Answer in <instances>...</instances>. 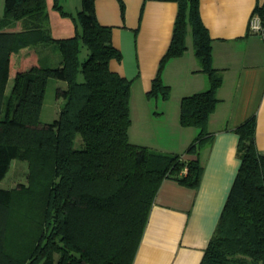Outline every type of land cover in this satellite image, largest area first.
Here are the masks:
<instances>
[{"label": "trees", "instance_id": "1", "mask_svg": "<svg viewBox=\"0 0 264 264\" xmlns=\"http://www.w3.org/2000/svg\"><path fill=\"white\" fill-rule=\"evenodd\" d=\"M95 1L82 0L73 16L54 0V7L71 15L77 26L74 36L55 39L46 0H5L0 14V182L16 158L28 161V173L27 183L0 187V264H133L164 180L200 186V152L212 137L208 124L224 80L213 64L200 0H175L172 39L146 94L150 100L170 99L172 88L163 71L188 50L191 32L209 87L180 101V125L198 130L186 150L189 159L130 141L132 80L110 67L122 52L113 43V27L98 20ZM118 1L124 18L125 3ZM254 13L264 33V0H258ZM18 21L21 30H6ZM47 42L61 54L60 65L39 61L18 72L6 94L12 54ZM83 46L88 56L82 62ZM51 79L67 82L56 89L64 102L59 118L41 126ZM256 126L253 115L234 129L241 164L200 264H264V155L257 147Z\"/></svg>", "mask_w": 264, "mask_h": 264}, {"label": "crops", "instance_id": "2", "mask_svg": "<svg viewBox=\"0 0 264 264\" xmlns=\"http://www.w3.org/2000/svg\"><path fill=\"white\" fill-rule=\"evenodd\" d=\"M46 1L53 38L74 36V18L62 15L54 0ZM123 1L124 18L118 0H96L95 7L100 23L113 27V43L122 52L121 60H111V69L132 80L130 141L189 159L192 156L186 150L198 130L180 125V101L206 90L209 82L188 39L185 54L169 60L163 71L165 83L172 88L170 99L150 100L146 96L170 45L178 3ZM257 2L200 0L201 18L212 37L213 64L224 78L217 92L220 101L208 124L212 137L200 152L204 173L198 188L164 180L133 264H200L241 164L239 135L234 129L253 115L257 147L264 155V33L250 30ZM4 4L5 0H0V14ZM60 4L74 16L81 10L82 0H60ZM22 26L18 21L6 30H21ZM55 48L53 42H47L13 53L6 94L18 72L39 61L59 66ZM55 85L64 89L67 82L57 80Z\"/></svg>", "mask_w": 264, "mask_h": 264}, {"label": "rangeland", "instance_id": "3", "mask_svg": "<svg viewBox=\"0 0 264 264\" xmlns=\"http://www.w3.org/2000/svg\"><path fill=\"white\" fill-rule=\"evenodd\" d=\"M82 8V7H81ZM190 47L193 49V39L191 32H189L187 37ZM57 54H59L60 61H61V54L59 53L58 49L55 48ZM56 56V55H55ZM88 56V49L86 46L82 47V52L80 55L81 61H85ZM56 61V58H55ZM53 66V65H51ZM80 80H83L82 75L80 76ZM56 79H51L50 83L47 88L46 92V98H45V104L43 106L41 119H40V125H45L48 123L53 122L55 119L59 118V110L62 107V104L64 102L63 99H58L56 96ZM13 87V80L10 82L8 86L7 94L9 95L11 93ZM2 117H4V114H2ZM81 142V138L78 137L76 144L79 145ZM27 173H28V161L22 160V159H13L11 162V167L4 179L0 182L1 188H14L19 186L22 183H27Z\"/></svg>", "mask_w": 264, "mask_h": 264}, {"label": "built area", "instance_id": "4", "mask_svg": "<svg viewBox=\"0 0 264 264\" xmlns=\"http://www.w3.org/2000/svg\"><path fill=\"white\" fill-rule=\"evenodd\" d=\"M250 30L252 32L261 33L262 32V24L261 18L258 14L254 13L250 20Z\"/></svg>", "mask_w": 264, "mask_h": 264}]
</instances>
